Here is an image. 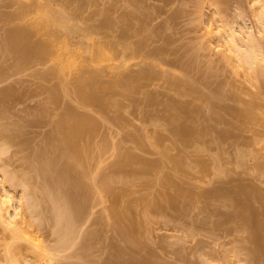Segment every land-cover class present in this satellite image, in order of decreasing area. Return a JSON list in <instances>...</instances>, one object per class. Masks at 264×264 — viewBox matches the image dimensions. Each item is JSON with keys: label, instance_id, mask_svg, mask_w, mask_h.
Returning <instances> with one entry per match:
<instances>
[{"label": "rangeland", "instance_id": "rangeland-1", "mask_svg": "<svg viewBox=\"0 0 264 264\" xmlns=\"http://www.w3.org/2000/svg\"><path fill=\"white\" fill-rule=\"evenodd\" d=\"M21 6L27 11L17 18ZM48 8L64 14L68 24L78 28L70 35L65 27H55L56 36L67 37L64 63L68 58L74 62L63 73V63H55L53 55L24 64L23 59L4 54L6 32L18 24L34 23L36 36L31 38H46L42 17ZM169 8L162 0H0V91L12 88L16 94L10 105L4 102L8 107L0 123L22 125L26 136L21 149L19 139L14 143L0 137V148L6 149V154L0 152L4 154L0 175L10 168L16 174L29 171L22 157L45 142L66 108L87 115L96 127L89 138L93 159L87 182L96 184L97 192L78 228V235H91L90 241L85 238L89 250H83L84 238L77 235L74 246L59 254L54 251L53 264H250L249 246L244 242L251 228L245 227L233 208L209 194L238 191L245 185L256 189L255 195L260 196L255 197L264 199V62L256 69L239 66L226 50L223 35L227 27L241 28L254 36L264 55V0H178ZM130 13L135 18L129 20ZM143 24L145 29L137 31ZM140 42L144 47L139 52L123 53L121 43L134 48ZM114 43L117 47L111 55ZM82 66L102 71L99 83L106 87L143 69L153 74L141 80L134 92L119 85L104 110L92 103L80 104L76 77ZM17 95L20 101L15 100ZM150 98L154 101L149 102ZM212 98L220 104L222 121L211 109ZM176 104H184L186 110L177 111ZM247 107L252 116L236 118L235 110ZM173 114H180L179 119L170 121ZM190 118L197 130L208 131L195 138L180 136L176 127L188 124ZM228 122L233 123L232 134L218 140L217 130L229 129ZM127 155L134 156L136 164L119 169V162L130 158ZM141 161L150 168L140 170ZM109 181L108 189H99ZM16 190L13 196L20 197V186ZM166 194L178 197L176 207H169ZM239 197L241 206L264 210L260 199ZM117 216L135 230L137 238L136 246L132 243L123 256L117 255L115 247L129 244L117 230ZM2 228L0 264H7L4 247L10 237ZM27 230L48 249L55 247L57 237L50 229ZM79 247L85 253L82 258Z\"/></svg>", "mask_w": 264, "mask_h": 264}, {"label": "bare ground", "instance_id": "bare-ground-1", "mask_svg": "<svg viewBox=\"0 0 264 264\" xmlns=\"http://www.w3.org/2000/svg\"><path fill=\"white\" fill-rule=\"evenodd\" d=\"M162 1H164L165 7L167 9H170L169 7H171L173 3L178 0ZM25 7L21 6V11L19 10V12L15 14L17 18L21 17V15L27 11V8ZM127 17L129 20L135 18L133 13L128 14ZM171 17H169L166 22H168ZM42 23L44 25V33L46 35V38H41L40 36L39 40L38 37L36 41L32 39L36 36V24H24L23 26H20V24H18L16 28H12L10 29V31L6 32V36L4 37V39L6 40V45H4L5 53H2L11 54L13 55V57L16 58V60L18 58L19 61L23 59L24 64L31 63L34 60H43L44 57L46 58V56L49 57L50 55H53V58H56V60L54 59L55 63L57 62L59 65L63 63V66L61 68V73H63L64 69L73 66L74 62L72 60L69 61V58L67 57L68 60H66V63H64L65 60L62 55L64 53L68 55L67 37H64L62 39L61 37H58V34L56 36L55 33L57 30L55 27L58 25L65 27L68 34L70 35L77 33L78 28L76 26L68 24L67 18H65L64 14H58L50 8L44 11ZM144 25L145 24L138 28L137 31H143L145 29ZM32 35L34 37H32ZM223 35L226 43V50L229 53L233 54V56H235L234 58L237 60L239 66H244L245 64L249 66L250 69H254L255 67L258 68L257 65L259 63L262 64L264 62V55L260 52V44L251 34L246 33L241 28L237 29L235 27H227L226 31H223ZM55 43H57L56 45H58V47L55 45ZM121 45L123 47V53H126L131 50L134 53L139 52L144 47V43L141 42L139 44H136V46L134 45V48L124 43H121ZM55 46L58 49L55 48ZM116 47L117 44L114 43L111 45V48H109L112 51L111 55H114V50ZM161 51H163V48L159 49V51H157L158 53L155 52V55H158L159 53H161ZM259 53H261L263 56ZM262 66H264V64H262ZM79 70L81 71H79L78 77H76V90L79 94L77 96H80V104H83V106H87L92 103L96 106H100V108L104 110L107 107L106 105H108L107 103H109V101L112 102L111 95H113L112 93L116 91V88L119 85H124L127 87V90L134 92L135 89H138V83L141 80L149 79L150 77H152L153 74L152 72H150L151 69H143L140 70L136 76L125 75V81L118 80L116 82L109 83V86L106 87L105 84H100L101 82L99 81L102 71L91 72L86 70L85 67ZM55 93L52 94V99L55 98L54 102L57 100ZM15 95L16 94L14 93V91H12V88H5V90L3 89V91L1 90L0 98H2V100L0 99V102L2 101V103L0 104L5 106L4 102L5 104L13 102L11 100V96L15 97ZM105 95H109L108 98ZM18 97L19 96L17 95V99L15 100L20 101L21 99H19L20 97ZM212 99L214 100L210 101L211 109L216 112L217 120H224L223 116L220 113L221 108L219 102L216 101L215 98ZM153 101L154 99L150 98L149 102ZM55 103H57V101ZM3 106L0 105V115L6 112L5 110L7 105L4 108ZM175 108L179 112H184L186 110V106L184 104H176ZM78 113L79 112H76L75 108H66V110L62 114L64 116L60 115L62 118L58 119V122H56L57 124L55 122L54 123L56 125L52 124V131L46 134V137L44 139L45 142H43L42 145L39 144L41 146L36 147V149H30L31 151L29 153V156L22 157L23 160H25L24 162L25 166L27 167V170L29 169V171H27L26 173L25 171L21 173L19 172L18 175L15 173L16 171L14 173L10 172L11 168L8 172L9 169L7 167L9 166V163H7L8 160H5L7 162L4 164L8 165L6 167V170H8L6 172L3 171V175L2 173L0 175V227L3 226V230L7 232L9 231L10 240L6 243V246L4 247V255H6L5 260L7 261V264H53L52 255H56L57 253L59 254V251L61 250H68V248L72 247L71 245H75L73 240L75 241L78 236H81V234L78 235L80 232L78 228L79 226H81V222L84 221V216L87 215L86 212L88 213L89 209L87 208L89 207L87 204L93 193L95 191L97 192V185L87 182V178L90 172V163L93 159L91 153L92 148L90 147L89 138L95 135V124H93V122L92 124L94 126H91L92 120H90L87 115L84 116ZM43 114L46 115L45 113ZM44 115L41 117H44ZM179 115L180 114H173L170 117V121H176L177 119H179ZM235 115L236 118L244 120L246 118H250L252 116V112L250 107H247L246 109L235 110ZM35 122H37V120ZM192 122L193 120L192 118H190L188 124H182L177 126L176 132L184 138H195L198 137L203 131L205 133L208 131L206 128H203L202 130H197L194 126H192ZM0 125H3L0 126L1 139L3 138L5 141L11 140L12 142H14L13 140L17 142L19 139L18 144L20 145L17 144L19 148L21 145L24 144L23 140L26 138V136L24 138L23 133L25 131L23 130L24 127L22 125H18L15 123H7L5 124V126L4 123H0ZM228 125L230 126V128L225 131L217 130L218 132L216 133V137L218 140H221L232 134V129L234 127L233 123L228 122ZM23 146H25V144ZM19 148H17V150L21 149ZM17 150L16 152H19ZM5 151L6 149L0 150V152H4L6 154ZM1 154L3 153H0V156ZM34 159H37L36 163L38 162V166L34 162ZM126 159L127 160L124 159V162H127L126 164L124 162L122 163L116 161L117 163L119 162L120 166H118L117 163H115V165L118 166L120 169L124 165L125 167L123 168H128L127 166L131 167V165L134 166L136 164V159L134 156L132 157V155H127ZM140 163H142V165H140V170L142 169V171H145L146 169L150 168V164L148 162L141 161ZM109 183L110 181L104 182V185L102 184L103 186H100L99 189H108V185H110ZM16 186L17 188L18 186H20L22 190L20 191V197L19 195H15L19 197V199L13 196L14 194H12V190L15 191L17 189ZM244 186L245 185L241 186L238 191L221 190L210 193L209 195L214 200L222 201L224 206L233 208V212L239 218H241V220L244 222L245 227L247 226L248 229L251 228L252 231L250 230V235L248 237L249 239L247 238V241L244 242L247 245H245L246 248L249 246V248H247V252L249 253V259L247 261L250 264H264V210L262 212H259V209L253 211L251 206L250 208L252 210H250L248 207L249 205L246 206L244 204L241 206V203L239 201L241 198L239 196H247L248 198H250L249 194H254V196L252 195L251 198H257L258 201L259 199L261 201V198L255 197L260 196L258 193V195H255V188H253L252 186ZM13 187L14 189H16L14 190ZM177 198L178 197L174 198V196H171L170 194L165 195L166 203L169 205V207L172 208L177 206ZM251 198L249 200H252ZM236 202H239V204H237ZM263 202L264 199L263 201H261V203ZM262 205L264 206V203ZM262 209H264V207H262ZM234 213H232L231 215L233 216ZM122 218L120 219V216L116 217L117 225L119 226L120 224L119 227L117 226V230L121 231V235L125 237V240L129 244V247H115V250L118 253L117 255L119 256L127 254V252H129V248L132 246V243L134 246H136L135 242L137 239L133 236L134 229H132V227L129 228L128 226H126L123 222L124 219ZM118 220H120V222ZM29 228H32L36 231H41L42 229L44 230L47 228L50 229L49 231L53 233L52 235H56L55 238L57 237L55 247L48 249L36 236L33 235V233H30L27 230ZM89 235L86 237H81H83L84 240H86L85 238H88L89 240H87L90 241L91 235ZM84 240H82V247L84 249L82 247H79V249H83L86 251V249L89 250L88 248L90 245H87L88 241ZM137 243H139V241ZM54 251L58 252L56 253ZM82 251H79L80 253H78V255L83 253V255H81V258L85 254L84 251Z\"/></svg>", "mask_w": 264, "mask_h": 264}]
</instances>
